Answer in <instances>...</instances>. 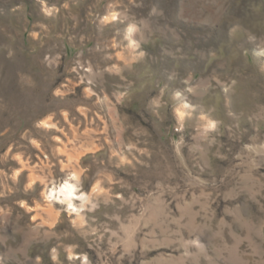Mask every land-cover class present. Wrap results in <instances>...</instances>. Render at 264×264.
Here are the masks:
<instances>
[{
    "label": "rangeland",
    "instance_id": "rangeland-1",
    "mask_svg": "<svg viewBox=\"0 0 264 264\" xmlns=\"http://www.w3.org/2000/svg\"><path fill=\"white\" fill-rule=\"evenodd\" d=\"M0 264H264V0H0Z\"/></svg>",
    "mask_w": 264,
    "mask_h": 264
},
{
    "label": "clouds",
    "instance_id": "clouds-1",
    "mask_svg": "<svg viewBox=\"0 0 264 264\" xmlns=\"http://www.w3.org/2000/svg\"><path fill=\"white\" fill-rule=\"evenodd\" d=\"M61 193L66 195V196H71L72 195V186L65 184L64 188L61 189Z\"/></svg>",
    "mask_w": 264,
    "mask_h": 264
},
{
    "label": "bare ground",
    "instance_id": "bare-ground-1",
    "mask_svg": "<svg viewBox=\"0 0 264 264\" xmlns=\"http://www.w3.org/2000/svg\"><path fill=\"white\" fill-rule=\"evenodd\" d=\"M65 184H68V185H71V186H72V193H73V192H74V191H73V189H74V185H73L72 183H70V182L64 183V185L61 187V189L64 188ZM61 189H60V191H61ZM64 196H65V198H67V199H71V196H66V195H64Z\"/></svg>",
    "mask_w": 264,
    "mask_h": 264
}]
</instances>
